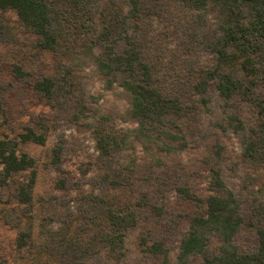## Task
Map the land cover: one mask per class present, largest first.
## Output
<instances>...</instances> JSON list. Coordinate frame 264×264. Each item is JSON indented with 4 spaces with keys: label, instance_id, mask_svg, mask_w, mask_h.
<instances>
[{
    "label": "rangeland",
    "instance_id": "rangeland-1",
    "mask_svg": "<svg viewBox=\"0 0 264 264\" xmlns=\"http://www.w3.org/2000/svg\"><path fill=\"white\" fill-rule=\"evenodd\" d=\"M58 7L65 18L55 29L63 36L53 49L41 46L40 36L15 9L0 8V137L19 139L30 127L47 137L44 144H19L36 159L30 201H21L19 188L32 169L4 178L0 163V264L174 263L193 217L207 214L205 199L228 191L239 199L242 217L234 243L240 252H257L264 228V158L249 159L244 149L247 135L264 144V86L249 97L225 98L217 90L209 72L219 62L214 50L222 21L218 8L210 4L202 11L179 0H147L132 14L126 0L102 1L88 28L76 32L81 21L70 5ZM84 42L93 45L86 58ZM129 49L149 65L163 96L181 106L145 123L168 147L155 141L146 150L135 137L140 119L130 115L122 83L140 74L112 59ZM100 62L111 70H101ZM16 65L26 74L18 75ZM207 75L208 87L200 92L196 84ZM44 77L55 82L51 96L35 88ZM99 132L118 138L130 133L132 146L121 143L105 153ZM215 171L225 187H215ZM180 188L201 200L185 197ZM110 206L137 213L116 250L100 238L110 230ZM156 242L167 255L151 250ZM221 244L213 237L207 255L217 254ZM187 264H205V256L194 254Z\"/></svg>",
    "mask_w": 264,
    "mask_h": 264
},
{
    "label": "trees",
    "instance_id": "trees-1",
    "mask_svg": "<svg viewBox=\"0 0 264 264\" xmlns=\"http://www.w3.org/2000/svg\"><path fill=\"white\" fill-rule=\"evenodd\" d=\"M102 1L115 0H0V8L15 9L20 19L30 26L40 36L42 47L53 49L59 43L63 32L55 29L58 23L62 27L65 18V10L58 4L67 3L72 8L75 18L80 20L75 23V30L88 28L93 15L97 13ZM130 3V13L136 14L139 5L147 0H126ZM191 7L206 11L210 4L215 5L222 19L220 23V35L214 44V50L218 55V66L215 72L210 71L211 78L217 80L216 88L220 95L231 98L234 95L251 96L259 86H264V0H179ZM85 52L82 56L92 54L93 45L84 42ZM254 57L256 59H254ZM112 59L125 62L129 69L136 67L140 77L130 74L122 83L123 90L129 97L130 115L140 119L139 127L133 129L135 137L141 140L146 150L158 141L161 147H168L164 140L155 137L145 128L148 119L162 120L173 109L179 110L178 99H167L160 90L155 87L149 65L140 60L134 49H129L126 55H116ZM101 70H111L107 63L100 62ZM15 71L22 76L26 73L20 66H15ZM209 84V76L201 79L196 84L200 92L206 91ZM55 82L51 77H44L35 83V88L46 96H51ZM264 112V105H261ZM239 128L245 131L241 123ZM252 130V129H251ZM167 137L176 135L164 133ZM130 133L121 138L115 135H105L99 132L98 144L105 153H110L113 148L119 149L121 143L132 146ZM43 132H36L28 128L19 135V139L0 137V163L3 164L2 175L8 178L14 173L32 169V174L27 182L19 188V198L23 202L30 201L36 182L34 166L36 159L28 152L19 148L21 142L34 141L39 144L46 142ZM245 139L244 155L252 160L263 161L264 144L255 139ZM54 160L60 161V147L54 149ZM215 187H225V183L219 173L214 172ZM264 188V184H263ZM185 197L201 200V197L190 192L188 188H180ZM207 214L197 215L191 221L189 233L182 239L180 253L177 262L171 263L165 260L164 264H187L188 258L194 254L205 256V264H264V228L260 229V245L257 252H240L234 243V236L241 227L242 217L240 213V201L232 193L225 195L211 194L206 199ZM107 220L110 230L100 237L104 244L116 250L123 246L124 231L137 222V213L129 207H109ZM220 237L222 244L219 252L208 256V246L213 237ZM19 244L26 243L25 234L19 236ZM154 252L168 251L161 242L154 243L151 247Z\"/></svg>",
    "mask_w": 264,
    "mask_h": 264
}]
</instances>
